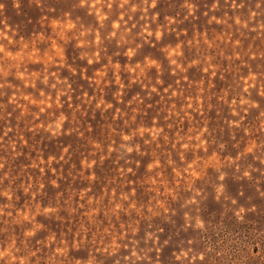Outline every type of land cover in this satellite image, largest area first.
I'll list each match as a JSON object with an SVG mask.
<instances>
[{
    "label": "rangeland",
    "instance_id": "rangeland-1",
    "mask_svg": "<svg viewBox=\"0 0 264 264\" xmlns=\"http://www.w3.org/2000/svg\"><path fill=\"white\" fill-rule=\"evenodd\" d=\"M0 264H264V0H0Z\"/></svg>",
    "mask_w": 264,
    "mask_h": 264
},
{
    "label": "clouds",
    "instance_id": "clouds-1",
    "mask_svg": "<svg viewBox=\"0 0 264 264\" xmlns=\"http://www.w3.org/2000/svg\"><path fill=\"white\" fill-rule=\"evenodd\" d=\"M131 54V53H130ZM221 178H223V177H221ZM241 211H243V209H241Z\"/></svg>",
    "mask_w": 264,
    "mask_h": 264
}]
</instances>
